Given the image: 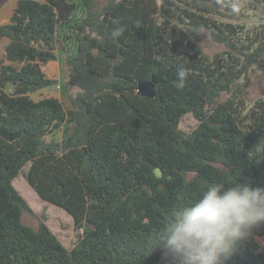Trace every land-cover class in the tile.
Masks as SVG:
<instances>
[{
	"label": "trees",
	"instance_id": "trees-1",
	"mask_svg": "<svg viewBox=\"0 0 264 264\" xmlns=\"http://www.w3.org/2000/svg\"><path fill=\"white\" fill-rule=\"evenodd\" d=\"M84 2L87 15L72 23L75 2L18 0L0 25L10 40L0 63V264H166L157 237L173 209L210 183L264 186V96L248 98L252 72L264 71V23L245 32L220 17L249 5L264 16V0ZM65 23L78 39L68 110L58 97L31 96L58 83L44 66L64 47ZM204 31L226 48L205 53ZM188 113L199 120L190 132L180 126ZM66 120L71 132L47 141ZM27 163L41 198L83 230L71 249L45 222L24 223L33 209L13 181ZM229 264H264V226Z\"/></svg>",
	"mask_w": 264,
	"mask_h": 264
},
{
	"label": "clouds",
	"instance_id": "clouds-1",
	"mask_svg": "<svg viewBox=\"0 0 264 264\" xmlns=\"http://www.w3.org/2000/svg\"><path fill=\"white\" fill-rule=\"evenodd\" d=\"M122 35L117 28L115 40ZM184 68L177 77L186 79ZM264 152V143L257 146ZM264 226V186L216 182L191 203L173 209L157 237L166 264H229L235 253Z\"/></svg>",
	"mask_w": 264,
	"mask_h": 264
},
{
	"label": "rangeland",
	"instance_id": "rangeland-1",
	"mask_svg": "<svg viewBox=\"0 0 264 264\" xmlns=\"http://www.w3.org/2000/svg\"><path fill=\"white\" fill-rule=\"evenodd\" d=\"M1 1L2 0H0V3ZM107 1L108 0H95L97 8L100 9ZM79 12H81V8ZM220 17H222L225 21L237 23L239 28L245 32L261 28L264 23L263 12L254 5H249L247 8L238 12L236 18L224 16ZM200 43L204 52L212 56L216 53L222 52L226 48L225 44L214 41L208 31L203 32ZM4 53L5 41L0 40V63L4 59ZM7 90L10 92L13 91V87L9 86ZM76 90L77 89L75 87L70 86L68 76V79H65L60 85L59 83H56L46 87L45 89H40L31 93V96L35 100L49 96H57L62 100L65 108L69 109L68 107H71L70 94L74 93ZM262 96H264V71L255 69L251 74V85L248 90V98L250 101H253ZM198 124L199 120L192 113H188L183 117L180 126L186 132H190L194 130ZM72 128L73 124L66 120L59 128L48 134L46 136V140L61 141L68 135V133L71 132ZM29 166L30 164L27 163L21 170L19 176H17L13 181L15 187L24 196L33 209V212H25L23 214L24 223L36 226L41 222H45L57 238L63 243V245L71 249L82 236L83 230L75 228L74 219L67 210L41 198V196L27 180L26 174Z\"/></svg>",
	"mask_w": 264,
	"mask_h": 264
},
{
	"label": "crops",
	"instance_id": "crops-1",
	"mask_svg": "<svg viewBox=\"0 0 264 264\" xmlns=\"http://www.w3.org/2000/svg\"><path fill=\"white\" fill-rule=\"evenodd\" d=\"M70 1L75 2L77 4V9L75 10L72 17L73 18L72 23L82 20L87 15L88 12L84 0H70ZM17 2L18 0L1 1L0 25L9 23L11 21V18L17 6ZM80 8H81V12H79ZM58 34H59V39L62 41V44H64V47H58L56 49L55 53L57 59L49 62L46 66H44V70L49 77L57 79L60 85L61 83H63L65 79L66 80L68 79L69 66L67 64V58L69 56L77 55L78 39H77V32L71 28V23L61 24L58 29ZM2 40L5 41V46L10 42L8 38H4ZM71 107L69 106L68 108L70 109Z\"/></svg>",
	"mask_w": 264,
	"mask_h": 264
},
{
	"label": "water",
	"instance_id": "water-1",
	"mask_svg": "<svg viewBox=\"0 0 264 264\" xmlns=\"http://www.w3.org/2000/svg\"><path fill=\"white\" fill-rule=\"evenodd\" d=\"M139 90L151 97L155 96V90L153 88V83L152 82H140L139 83Z\"/></svg>",
	"mask_w": 264,
	"mask_h": 264
}]
</instances>
